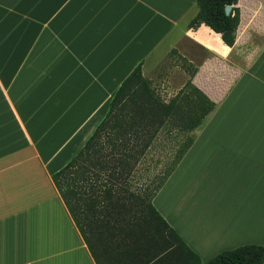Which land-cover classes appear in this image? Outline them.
<instances>
[{
  "label": "crops",
  "instance_id": "crops-1",
  "mask_svg": "<svg viewBox=\"0 0 264 264\" xmlns=\"http://www.w3.org/2000/svg\"><path fill=\"white\" fill-rule=\"evenodd\" d=\"M236 7L229 47L187 27L196 0H0V264H176L164 241L131 236L135 220L100 215L85 229L95 262L51 178L133 69L146 78L172 50L215 109L152 204L201 263L264 246V0Z\"/></svg>",
  "mask_w": 264,
  "mask_h": 264
},
{
  "label": "trees",
  "instance_id": "trees-1",
  "mask_svg": "<svg viewBox=\"0 0 264 264\" xmlns=\"http://www.w3.org/2000/svg\"><path fill=\"white\" fill-rule=\"evenodd\" d=\"M237 1L196 0L197 13L187 27L197 29L204 24L232 47L239 25ZM226 6H231L229 14L225 13ZM177 55L176 50L171 51V56ZM177 58L188 76L183 87L166 101L143 77L142 63L138 64L114 93L107 112L90 137L52 174L54 186L97 263L98 255L85 229L91 223L90 218L100 215V223L103 218L110 223L124 216L135 220L133 225L137 229L131 230V236L138 240L146 234L147 245L164 241L171 248L170 253L174 252L176 264H264V246L258 244L226 250L201 263L199 256L167 225L152 204L192 145L194 131L215 109V103L192 84L196 68L186 59ZM159 139L170 144V153L166 154L170 158L158 176L135 184L133 178L148 171L149 167L140 166L146 163ZM162 252L135 254L153 259ZM156 264H162V260Z\"/></svg>",
  "mask_w": 264,
  "mask_h": 264
},
{
  "label": "rangeland",
  "instance_id": "rangeland-1",
  "mask_svg": "<svg viewBox=\"0 0 264 264\" xmlns=\"http://www.w3.org/2000/svg\"><path fill=\"white\" fill-rule=\"evenodd\" d=\"M146 78L150 80L152 86L156 87L164 99L168 100L184 85L188 76L183 71L177 56H171V53H167L157 61L154 69L146 74ZM169 146L170 144L163 139L157 141L150 155L147 157L146 163L140 166L141 169L145 166L149 167V172L145 171L136 175L133 178L136 183L140 185L143 183V180H151L158 176L160 169L163 168V164L170 158V156L166 155ZM190 179L187 176L185 182H189ZM195 206L197 205L194 204Z\"/></svg>",
  "mask_w": 264,
  "mask_h": 264
},
{
  "label": "water",
  "instance_id": "water-1",
  "mask_svg": "<svg viewBox=\"0 0 264 264\" xmlns=\"http://www.w3.org/2000/svg\"><path fill=\"white\" fill-rule=\"evenodd\" d=\"M230 11H231V6H226V7H225V13H226V14H229Z\"/></svg>",
  "mask_w": 264,
  "mask_h": 264
}]
</instances>
